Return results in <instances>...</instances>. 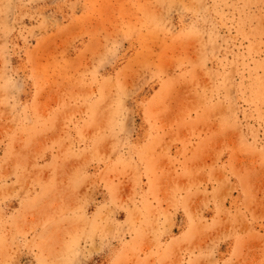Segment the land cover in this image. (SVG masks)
I'll return each mask as SVG.
<instances>
[{
  "label": "rangeland",
  "instance_id": "obj_1",
  "mask_svg": "<svg viewBox=\"0 0 264 264\" xmlns=\"http://www.w3.org/2000/svg\"><path fill=\"white\" fill-rule=\"evenodd\" d=\"M0 264H264V0H0Z\"/></svg>",
  "mask_w": 264,
  "mask_h": 264
}]
</instances>
